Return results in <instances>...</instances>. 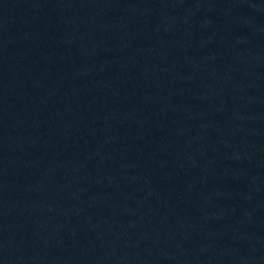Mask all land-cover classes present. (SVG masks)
Instances as JSON below:
<instances>
[{"label": "water", "instance_id": "95a60500", "mask_svg": "<svg viewBox=\"0 0 264 264\" xmlns=\"http://www.w3.org/2000/svg\"><path fill=\"white\" fill-rule=\"evenodd\" d=\"M0 264H264V0H0Z\"/></svg>", "mask_w": 264, "mask_h": 264}]
</instances>
